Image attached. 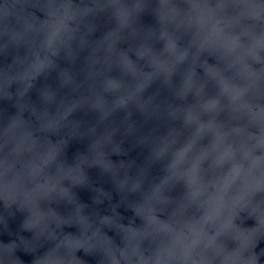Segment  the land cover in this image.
Here are the masks:
<instances>
[{"label":"water","instance_id":"obj_1","mask_svg":"<svg viewBox=\"0 0 264 264\" xmlns=\"http://www.w3.org/2000/svg\"><path fill=\"white\" fill-rule=\"evenodd\" d=\"M0 264H264V2L0 0Z\"/></svg>","mask_w":264,"mask_h":264},{"label":"snow or ice","instance_id":"obj_2","mask_svg":"<svg viewBox=\"0 0 264 264\" xmlns=\"http://www.w3.org/2000/svg\"><path fill=\"white\" fill-rule=\"evenodd\" d=\"M262 2H264V0H262Z\"/></svg>","mask_w":264,"mask_h":264}]
</instances>
